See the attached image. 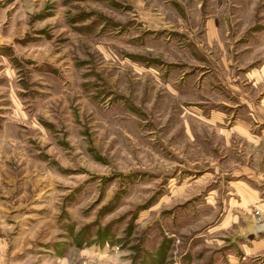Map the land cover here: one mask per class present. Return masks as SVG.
Segmentation results:
<instances>
[{"label": "rangeland", "instance_id": "1", "mask_svg": "<svg viewBox=\"0 0 264 264\" xmlns=\"http://www.w3.org/2000/svg\"><path fill=\"white\" fill-rule=\"evenodd\" d=\"M263 21L264 0H0V264H264L242 58Z\"/></svg>", "mask_w": 264, "mask_h": 264}, {"label": "crops", "instance_id": "2", "mask_svg": "<svg viewBox=\"0 0 264 264\" xmlns=\"http://www.w3.org/2000/svg\"><path fill=\"white\" fill-rule=\"evenodd\" d=\"M253 28H254V30H257V32L251 38V41H249V43H251V44H249L247 42V44L245 43L243 45L244 47L250 45L251 46V53H243L242 54V58L244 57V60H245L244 62H248L249 58L246 57V59H245V56L247 54V56L250 55V57H251L250 60H252V62H257L256 66H254L253 69L250 72L251 76L254 77L253 78V81H254L253 84L255 85L257 82H260V81L264 80V21L262 23H259V25H255V27H253ZM250 108H251L252 112H254V113H255V111H258V112H256V115L260 116V117H261V113L259 111L262 110L261 111L262 114H263L262 115L263 116L262 120L264 121V98H263V101L259 102L258 106H256V107L252 106ZM237 127H239V129H240V126H237ZM259 167H260V165L258 163L256 164V162H255L253 164V171H254V169H258ZM253 175H255L254 172H253ZM257 176H258L257 178L259 180H260V177L264 178V175L261 176L260 173H258ZM258 195L259 194L254 193V196L258 197ZM252 225H253L252 226L253 229L257 226L256 224L255 225L252 224ZM252 228H251V230L254 231V233H252V234L253 235H257L258 232L264 231V224L263 225H259L258 229H256V230H253ZM246 235L243 234L242 237L245 238V237H247ZM263 249H264V240L254 241V243L252 245V251L253 252L262 251Z\"/></svg>", "mask_w": 264, "mask_h": 264}, {"label": "bare ground", "instance_id": "3", "mask_svg": "<svg viewBox=\"0 0 264 264\" xmlns=\"http://www.w3.org/2000/svg\"><path fill=\"white\" fill-rule=\"evenodd\" d=\"M253 229V228H252ZM256 229H258L257 227H255L253 230H256ZM253 233H254V231H253ZM256 233V232H255Z\"/></svg>", "mask_w": 264, "mask_h": 264}]
</instances>
